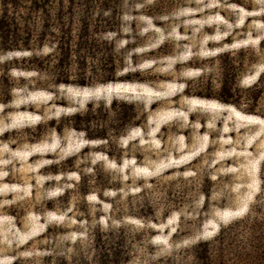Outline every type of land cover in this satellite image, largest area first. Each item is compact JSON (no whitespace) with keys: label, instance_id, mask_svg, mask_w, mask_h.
Listing matches in <instances>:
<instances>
[{"label":"rangeland","instance_id":"374dc122","mask_svg":"<svg viewBox=\"0 0 264 264\" xmlns=\"http://www.w3.org/2000/svg\"><path fill=\"white\" fill-rule=\"evenodd\" d=\"M106 3L119 13L109 36L116 82L54 84L12 68L3 102V62L27 54L0 52V264H98L97 229L121 244L128 260L120 264H191L192 246L242 220L258 193L264 0ZM78 15L94 23L106 13L93 5ZM103 59L92 52L87 68ZM221 86L248 101H217ZM129 104L139 126L109 145L86 140L66 119L89 109V131L99 122L112 135ZM144 203L157 224L132 217L128 208ZM237 239L228 264H243Z\"/></svg>","mask_w":264,"mask_h":264},{"label":"trees","instance_id":"16d2710c","mask_svg":"<svg viewBox=\"0 0 264 264\" xmlns=\"http://www.w3.org/2000/svg\"><path fill=\"white\" fill-rule=\"evenodd\" d=\"M93 5L106 15L91 23L78 14L88 11ZM118 15L117 10L110 8L106 0H0V52L10 55L27 54L18 58L10 56L9 61L3 62L1 78L4 86L1 91L5 98L1 101L10 99L12 84L9 81V72L12 68L44 77L54 84L89 87L93 83L116 82L115 46L109 36L118 34ZM34 35L37 39L32 41ZM42 50H46L44 55L39 54ZM96 51L101 52L103 62L95 70L88 69L86 57ZM120 79L132 80L130 76ZM238 93L237 88L225 89L221 86L215 97L219 102L234 105L237 103L232 100L234 97L248 101L247 98H239L241 96ZM127 109L129 111L116 118L115 126L110 125L112 135L107 134L106 128L99 122L96 124L99 129L89 131L92 123L89 109L66 119L73 121L71 127L82 132L86 140L101 141L109 145L124 127L139 126L138 122L132 121L136 115L134 105L129 104ZM55 129L59 131L60 128ZM104 155L110 154L105 151ZM201 192L205 198L207 192L204 189ZM132 207L128 209L134 219L144 225L157 224L158 219L153 216L151 205L144 203L135 210ZM116 231L121 232L122 229L117 228ZM103 234L97 229L91 240L95 249V261L98 264H120L127 261L128 258L122 256L121 244L103 241ZM232 234L238 238L234 247L240 250L241 263L264 264V160L259 166V190L248 208L247 215L230 227H220L213 243L197 242L193 245L191 264H228L226 254L233 246V241L230 240ZM153 236L149 232L147 240L150 241ZM59 264L66 262L61 260Z\"/></svg>","mask_w":264,"mask_h":264}]
</instances>
